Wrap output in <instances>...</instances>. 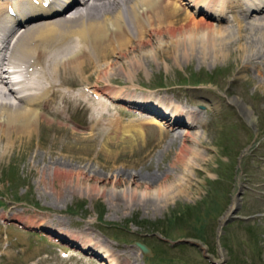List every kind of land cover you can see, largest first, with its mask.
<instances>
[{
	"label": "rangeland",
	"instance_id": "1",
	"mask_svg": "<svg viewBox=\"0 0 264 264\" xmlns=\"http://www.w3.org/2000/svg\"><path fill=\"white\" fill-rule=\"evenodd\" d=\"M259 14L264 15V11L246 15L245 19L238 12L240 20H246L244 25L249 21L247 17ZM199 15L179 7L176 27H189L194 36H200L199 43L188 53L184 48L176 54L157 51L156 35H148L141 48L147 56L142 54L143 59H137L142 61V68L130 63L141 53L133 44L121 58L110 56L116 67L107 69L108 74L91 68L84 76L88 82L78 79L76 89L86 92L84 100L90 96L99 107L97 111L108 108L105 114L94 112L93 120L91 110L82 101L68 111L72 119L68 115L51 117L54 121L43 123L32 142H19L0 158V264H109L105 248L104 253L100 251L103 244L122 259L129 258L131 264H210L203 250L189 245L170 246L171 242L187 239L207 248L205 253L218 264H264V47L254 65L239 50L241 44L250 45L249 25L239 29L230 13L231 21L205 20ZM214 26L233 29L234 35L226 33L231 46L214 51V44L219 43H214L213 34L207 32ZM202 37H208L204 40L206 53L200 46ZM141 96L156 103L162 101L171 107L170 111L179 105L185 111L183 119L191 112L205 125L169 129L158 110H148L158 115L144 111L146 106L142 107L138 100ZM14 98L12 95L11 100L16 102ZM235 98L253 109V123L232 102ZM95 122L96 138L88 133ZM140 122L152 124L140 128ZM75 129V135H79L76 137L81 139L73 143L69 137H74ZM139 131V137L126 139ZM195 133L203 138L202 147L188 136ZM107 135L118 137L113 141L117 145L109 144L103 152L101 143ZM5 141H0L1 148ZM28 143H32V150H28ZM183 144L188 148L182 160L193 156L195 163V168L189 169L194 183L188 184V193L169 204L136 205L121 198L120 206L114 207L109 195L101 192L113 188L116 175L124 169L156 175L161 179L158 186L169 185L174 174L181 173V169L174 170V160ZM197 147L199 157L192 153ZM64 148L68 153H62ZM34 156L37 160H33ZM54 159L75 167L74 174H57V180ZM95 171L103 178L109 177L108 181L93 178ZM87 186L92 188L87 190ZM128 186L120 183L116 188L129 192ZM233 202L236 206L228 219L236 218L218 240L219 221ZM140 244L148 248V255ZM8 252L12 257L5 255Z\"/></svg>",
	"mask_w": 264,
	"mask_h": 264
},
{
	"label": "bare ground",
	"instance_id": "2",
	"mask_svg": "<svg viewBox=\"0 0 264 264\" xmlns=\"http://www.w3.org/2000/svg\"><path fill=\"white\" fill-rule=\"evenodd\" d=\"M71 1L72 0H0V39H2L1 37L4 35L7 41L14 39L16 28L12 27H14V23L18 21L17 19H22L23 24L27 25L22 33L13 41L11 48H8V46H10L9 41L8 46L5 44V47L2 50L0 49V141L3 139L6 140L4 148H1L0 146V158L5 157L7 155L6 153L13 151L17 143H25L24 140L32 142L43 123L53 122L54 119L51 118L53 116L62 115L64 113L68 114V111H70L72 107H78L82 101H85L86 107L91 110V118L93 120L95 117L93 114L94 112H101L102 114L104 110L107 111L108 108H104L103 112L97 111L99 107H96L95 100L90 98V96L87 100H84L86 98V92L76 88L78 87V79L85 78V74L88 73L91 68L96 70L99 69V73L103 74H105L107 69L113 70L116 67H114L116 63L109 60L112 54L115 55V57L121 58L125 50L127 51L128 48L132 46L134 47L133 44H136L141 53L135 55L136 60L130 63L135 66L140 65L142 68V61H137V59L141 58L142 54L143 56H147L141 48L143 43H147L146 36L148 35H156L157 51L176 54L180 49L184 48L185 52L188 53V50H191L194 44L199 43L200 36H194V32L191 33L192 29L189 30V27L185 28L182 26V29L177 28L179 22V7L185 6L187 9H190L189 6L191 5L195 9V12L201 10L205 17L209 16L211 19L218 21L219 19H222V17L224 19V17L228 16V13H230L233 16V21L237 23L239 29L242 27L244 28L245 26L248 27L249 25L250 31H248L247 35L249 37L248 41L250 45L246 44L245 47L241 44L239 50L243 52L244 55L246 54L245 58L247 60H252V64L254 65L255 63H258L257 61L259 60L257 59V56L259 57V55H261V49L264 47V15L259 14L255 16L253 15V17H247L249 21L246 25H244L246 20H240V16L238 15V12H240L244 14L245 17L246 15L248 16L263 11L264 0H92L91 2H89V0H74L77 1L76 3H78L79 6L75 7L70 16L67 18L58 17L57 15L61 14ZM10 5L13 6L15 11L13 15L6 14L4 8L5 6ZM71 7H74V5ZM7 10L9 11L10 8H7ZM51 14H57L55 16L57 19L48 21L47 19H49V17L45 16ZM36 19H44L47 21L41 20V22L38 21V23H28L29 21H35ZM194 27L196 26H193L192 28ZM209 29L212 30L207 31L208 33L213 34L212 41H214V43H219L218 46H216L217 44H214V51L225 48L228 44L230 45V38L226 33L229 32L233 34L234 31H232V28L214 26ZM164 34L166 35L164 36ZM239 35L236 36L239 37ZM240 36L241 38L245 37L242 35ZM214 37L216 39H214ZM207 38L208 37L200 38V46L205 50V53L208 48L204 45V40ZM257 45L258 49H256ZM198 48L200 49V47ZM221 51L222 50H220V52ZM150 53L153 54L152 51H150ZM128 68H131V66ZM11 72L16 75H21L23 78L22 81L16 84L14 78L11 77ZM126 75H124V77ZM87 78H85L86 82H88ZM12 95L15 97L14 99L17 100L16 102L11 100ZM148 98L141 96L138 99L141 101L138 102L141 103L142 107L146 106L145 110L147 112H150L148 110L153 108L158 110L160 112L159 115L166 120L163 124L167 125L169 129L188 125L189 127L198 128L205 125L202 120H198L199 118L195 119L191 112L186 113L187 117L185 119L188 122L187 123L185 119L182 118L185 116V111L181 110L179 105L174 106L170 111L171 107H169V105H164L162 101L156 103L152 101L151 98ZM127 100L133 101L131 99ZM232 102L241 109L250 123L254 122L255 113L250 106L237 98L233 99ZM102 106L104 107V104ZM159 108L161 109L159 110ZM97 122L100 124L99 121ZM98 123L95 122L91 125L90 132H88L91 137L96 138V133L94 131L96 130L95 128ZM144 124L152 123L140 122V128H142ZM141 131L135 133L133 136H126V139L128 138L132 141L135 136H140L142 133ZM72 132L74 137H69L70 142H80L81 138L76 137L78 134L75 135V133H77L76 129ZM188 136L192 138L191 140H193L196 146L202 147L203 138L201 136H198L197 133ZM117 138L118 137L116 136H105L101 143L102 151L104 152L105 148L109 147V144L114 143L116 146L117 143L113 141H116ZM28 144L30 145L28 150H32V143ZM200 147L199 149L197 147L193 150L192 153H194L195 157H199V154L201 153ZM187 148L188 147L185 144L181 145L178 155L175 156L174 164L178 168L176 167L174 170L181 169V173L178 175L175 173L174 177L171 178L174 180L171 181L169 185L165 187L158 186L161 179L156 175L150 174L149 176H146L139 173L128 172L124 169L121 171L119 170V174H115L116 178L114 187L109 190L103 189L101 192L109 195V200L114 207L120 206L119 202L121 198L123 200H130L136 205L139 202L144 205H155L161 204L162 202L169 204L171 201L177 199L179 195L188 193L190 189L188 184L193 185L192 183H194L191 177L192 175L189 173V169L195 168V163L192 160L193 156L188 158V160H186V158L182 160L183 152L186 151ZM189 150L190 149H188V152H190ZM62 153H68L67 148H64ZM32 158L33 160H37L35 156ZM61 159H63V157ZM62 161L63 160L60 159H54L52 161L53 163L50 161L52 164L56 165L54 169L52 168L56 179L58 178L57 174H64L68 177L74 174L73 169L75 167L73 168L71 165ZM49 165L50 164H48V166ZM96 173L99 172L95 171V173H92L94 174L93 178L101 182L108 181L109 177L103 178ZM78 175L79 174H77V177ZM181 179H183V181ZM60 180L63 181L62 179ZM120 183L129 184L128 187L130 191L128 192L126 189L122 191L117 190L116 186ZM87 187V190L92 188L90 186ZM140 189H142L141 192H139ZM234 206H236V202H233L232 206L221 220V225H224V222L232 214ZM90 243L93 242L90 241ZM102 247L100 251L104 253L106 250V253L109 254V264H131L129 258L122 259V257L115 254L114 252L116 251L111 249L107 244H103ZM5 255L12 257L13 254L11 255V252H8V254Z\"/></svg>",
	"mask_w": 264,
	"mask_h": 264
},
{
	"label": "water",
	"instance_id": "3",
	"mask_svg": "<svg viewBox=\"0 0 264 264\" xmlns=\"http://www.w3.org/2000/svg\"><path fill=\"white\" fill-rule=\"evenodd\" d=\"M236 217L233 216L231 217L230 219L226 220L224 223V225H221V221H219V227H218V231H217V239L219 240L223 231H222V228L224 226H226L230 221H232L233 219H235ZM166 242H168V240H165ZM173 246H176V245H189V246H192V247H196L200 250H203V251H207V248H203V245L201 244H198L197 242L193 241V240H190V239H187V240H181V241H177L175 243H172ZM142 249V251L146 254H149V250L146 246L140 244L139 245ZM204 257H206L207 259H209L210 257H208L207 255H204Z\"/></svg>",
	"mask_w": 264,
	"mask_h": 264
}]
</instances>
